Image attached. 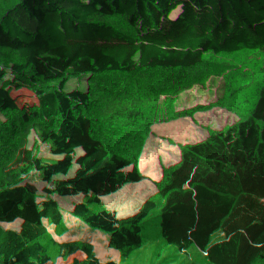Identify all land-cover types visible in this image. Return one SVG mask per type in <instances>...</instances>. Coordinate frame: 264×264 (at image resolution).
<instances>
[{
  "label": "trees",
  "instance_id": "1",
  "mask_svg": "<svg viewBox=\"0 0 264 264\" xmlns=\"http://www.w3.org/2000/svg\"><path fill=\"white\" fill-rule=\"evenodd\" d=\"M75 1L0 0V264H106L168 186L225 194L171 264H264V108L195 69L244 31L264 55V0H237L228 39L223 0H82L62 30Z\"/></svg>",
  "mask_w": 264,
  "mask_h": 264
},
{
  "label": "rangeland",
  "instance_id": "2",
  "mask_svg": "<svg viewBox=\"0 0 264 264\" xmlns=\"http://www.w3.org/2000/svg\"><path fill=\"white\" fill-rule=\"evenodd\" d=\"M86 10L87 7L80 3L67 18L66 25L57 20L61 29L68 30ZM130 10H142V7L134 5ZM241 12L242 6L237 0H223L224 39L231 37L233 17ZM241 41L238 47L226 46L221 58L197 60L195 69L210 86L244 97L246 109L252 115L260 107L264 108V55L255 46L249 31L241 34ZM130 63L131 60L126 59L116 63V67L127 71ZM61 83L53 81L52 95L57 100L61 97ZM201 192L166 187L160 201L151 206L154 211L148 220L121 228L122 238L110 250L113 255L106 264H171L173 260H182L197 253L207 243V230L215 226L225 195L219 186L204 188Z\"/></svg>",
  "mask_w": 264,
  "mask_h": 264
},
{
  "label": "built area",
  "instance_id": "3",
  "mask_svg": "<svg viewBox=\"0 0 264 264\" xmlns=\"http://www.w3.org/2000/svg\"><path fill=\"white\" fill-rule=\"evenodd\" d=\"M80 3H82L83 5H85V7H88V3L82 1V0H78V1H75L74 4L72 6H69V7H65L59 11H57L56 13V17H57V20H59V22L62 24V25H66L68 23L67 21V18H69L71 15H72V11L74 9H78ZM257 8L255 6H250L248 7V10L250 11H255ZM87 11V10H86ZM86 12H83V15L85 14ZM82 15V16H83ZM81 16V17H82ZM253 17V15H252ZM63 19V20H62ZM80 19V18H79ZM73 25H71L72 27ZM70 27V28H71ZM69 28V29H70Z\"/></svg>",
  "mask_w": 264,
  "mask_h": 264
}]
</instances>
